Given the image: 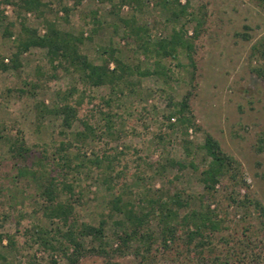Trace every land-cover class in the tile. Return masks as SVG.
<instances>
[{"label": "rangeland", "instance_id": "1", "mask_svg": "<svg viewBox=\"0 0 264 264\" xmlns=\"http://www.w3.org/2000/svg\"><path fill=\"white\" fill-rule=\"evenodd\" d=\"M20 1L0 0V16L2 13L5 18L0 22V55L5 64L10 63L19 46L17 35L21 20L40 35L44 33L46 19L56 22L66 33L81 36L80 53L96 65L101 64L102 50L108 53L104 59L113 54L133 70L129 80L133 84L138 79L136 66L141 71H151L153 63L144 60L137 45L127 40L124 21L134 18L147 29L153 43L184 30L187 32L184 40L192 45L193 68L183 54L174 61H162L170 68L168 78L164 81L153 76L140 79V85L133 88L134 93H126L120 97L119 105L113 107L118 115L113 138L99 136L84 149L72 151L81 158L101 161L99 167L92 166L89 177L71 178L75 183L80 180L83 190L81 202L75 206L79 221L94 227L104 223L107 251L102 256L86 255L78 264H173L175 252H155L156 245L149 263H141L132 252L140 244L121 248L118 236L125 230L126 221L121 214L113 212L111 201L117 196L121 203H137L146 201L145 198H166L176 192L182 193L184 199L203 196L199 179L205 162L200 147L206 135L236 161L248 190L234 187L235 191L228 181L222 180L213 196L203 198L202 202L192 201L189 206L201 212L218 209L223 223L212 236L211 247L216 254L231 250L241 253L245 246L240 243L250 237L253 253H260L261 257L256 263L248 259L243 264H263L264 218H259L253 210L245 216L244 210L229 206L227 198L232 192L240 196L248 193L264 209V2L82 0L75 5L74 0H39L42 15L35 16L19 10ZM165 1L177 2L178 5L170 6L175 11L186 5L187 14L173 18L163 7ZM63 8L69 10L67 16ZM113 8L118 15L111 13ZM7 29L11 36L6 35ZM18 61L17 70L0 73V235H9L14 242V246H9L6 238L0 242V255L5 258L0 264H28L32 260L37 264H51L52 260L55 264H67L61 253L53 254L33 244L26 233L33 225L44 229L53 226L42 216L38 184L15 175L19 164L9 153L5 139L20 132L34 156L44 153L52 157L56 145L67 141L69 133L81 131L78 122L66 130L61 125V117L46 112L59 102L58 92L74 86V76L62 70L53 72L46 52L38 48L29 49ZM113 67L110 63V68ZM76 87L70 102L77 105L80 95H84L78 116L88 118L95 114L98 121L97 104L109 95V87L85 88L81 84ZM187 93L191 94L189 109L194 126L186 134L179 126L168 131L166 117L173 111L169 102L179 103ZM170 123L176 124L173 119ZM184 141L191 144L190 157L185 156ZM169 160L181 162L185 168L179 171L169 165ZM107 165L111 167L108 171ZM105 175L113 178L110 192L103 184ZM157 227V220L152 216L147 218L149 231L158 235ZM246 228H249L247 238L242 235ZM223 237L229 239L228 246L223 243ZM89 242L90 239L85 241L86 247L91 246ZM193 256L194 253L190 254ZM192 260L190 264L195 263Z\"/></svg>", "mask_w": 264, "mask_h": 264}, {"label": "trees", "instance_id": "2", "mask_svg": "<svg viewBox=\"0 0 264 264\" xmlns=\"http://www.w3.org/2000/svg\"><path fill=\"white\" fill-rule=\"evenodd\" d=\"M99 1L112 3V0ZM260 1L264 2V0ZM81 2L82 0H74L75 5H79ZM174 4L178 5L177 2L165 1L163 3V7L169 10L168 12L172 14L173 18L177 19L187 14L186 5L180 6L178 11L171 10L170 6ZM40 7L39 0H21L18 4L19 10L35 16L42 15L39 13ZM62 10L67 16L69 10L66 8ZM111 13L118 15L114 8ZM188 16L196 21L193 14ZM4 20L1 13L0 22ZM123 24L128 31L127 40L137 45V50L144 60L153 63L151 71H141L140 67L136 66L138 79L135 84L129 81L133 76V70L127 63L114 57L113 54L109 55V59H104L103 56L107 53L105 50L99 53L101 64L96 65L90 62L80 53L81 36L76 37L66 33L59 29L56 22L46 19H44L42 35L37 30L28 28L21 20L20 31L17 35L19 46L10 63L5 64L0 55V73L11 69L17 70L20 66L19 57L31 48H38L46 52V60L53 72L62 70L74 76V86L66 92H58L56 96L59 102L52 109H46V112L61 117V125L66 130H71L73 124L78 122L82 128L81 131L69 133L67 141H61L56 145L52 157L44 153L34 156L20 132L5 139L9 153L19 164L15 175L20 178H28L29 181L38 184L37 198L41 201L42 216L53 226L50 229H44L39 225H33L31 230L26 233L33 244L49 250L53 254L61 253L67 264H78L80 258L89 254L102 256L107 253L104 243V223L100 222L97 227H94L79 221L75 206L81 202L80 197L83 196V190L81 181L78 180L75 183L73 182L75 179H72L80 175H84L85 178L89 177L93 172L92 166L99 167L101 161L81 158L73 154L72 151L78 152L84 149L88 146V142H94L99 136L113 138L116 133L115 122L118 117L113 107L119 105L120 97L125 96L126 93H134L133 88L140 85V79L153 76L164 81L165 78H168V74L171 72L170 68L165 67L162 61H174L178 55L183 54L188 59L190 66L194 67L191 56L192 45L184 40L187 35L186 31L179 30L168 39L153 43L149 39L147 29L137 24L134 18L124 21ZM197 25H199L198 22ZM6 35L11 36L8 29ZM110 63H113L114 66L112 69ZM78 84L85 88L109 87V95L101 98L100 103L97 104V114L100 117L98 121L95 114L89 115L88 118L78 116V107L83 103L84 95H80L77 105L70 102L77 92ZM190 96L191 94L187 93L179 103H174L172 100L169 102L173 111L166 117L168 131L179 126L186 134L188 129L194 126L189 109ZM172 119L176 124L170 123ZM0 139L2 138L0 137ZM183 144L185 156L190 157L191 144L186 141ZM200 149L204 153L203 162H205V168L200 172L199 179L203 185V196L199 198L187 196V199H184L182 193L176 192L166 198L164 196L145 198L146 201L141 200L137 203L133 201L121 203L120 197L117 196L111 201L113 212L121 214L126 221L125 230L118 236L121 248H130L133 243L140 244V248L136 246L132 252L141 259V263L144 261L149 263L154 245L157 246L155 252H160L159 250L163 254L175 252L172 259L173 264H190L193 262V258L196 264H233L234 261L237 264H243L248 259H251L250 263H256L261 257L260 253H253V248H251L253 243L246 234L249 228L242 232V235L247 238L244 243H240L245 246L242 254L234 253L233 250L216 254L214 248L211 247L212 236L219 232L223 223L218 216V209L209 211L208 208V211L201 212L191 209L189 204L195 200L202 202L203 198L213 196L215 187L222 180L228 181L233 189L234 187L246 191L248 189L240 176L239 165L221 150L210 135L205 136ZM169 161V165L179 171L185 168L181 162ZM105 168L107 171L111 169L108 165ZM112 181L113 178L108 175L103 177V184L108 192L112 190ZM227 200L230 202L229 206L244 210L245 216H248V213L253 210L259 218H264L263 207L248 193L240 196L238 193L232 192ZM182 211L183 214L180 215ZM150 216L158 222V235L146 228L147 218ZM116 225L121 226L122 224ZM3 238L8 240L9 246H14L11 236L0 235V242ZM87 239H90V247H86L84 244ZM221 239L226 246L229 245V239L224 237ZM191 252L194 253L192 258L190 257ZM0 261H5L1 255ZM28 264L37 263L32 260ZM51 264H55V262L52 260Z\"/></svg>", "mask_w": 264, "mask_h": 264}]
</instances>
